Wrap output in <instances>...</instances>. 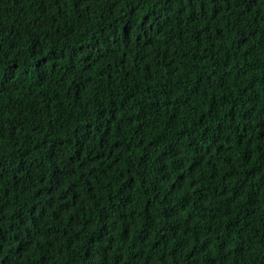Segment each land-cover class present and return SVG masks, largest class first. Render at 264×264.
Returning a JSON list of instances; mask_svg holds the SVG:
<instances>
[{
	"label": "trees",
	"instance_id": "obj_1",
	"mask_svg": "<svg viewBox=\"0 0 264 264\" xmlns=\"http://www.w3.org/2000/svg\"><path fill=\"white\" fill-rule=\"evenodd\" d=\"M0 264H264V0H0Z\"/></svg>",
	"mask_w": 264,
	"mask_h": 264
}]
</instances>
